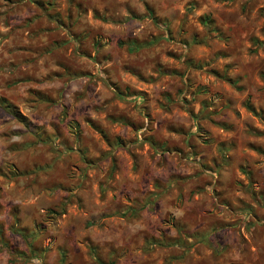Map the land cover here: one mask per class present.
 Instances as JSON below:
<instances>
[{
    "label": "clouds",
    "instance_id": "clouds-1",
    "mask_svg": "<svg viewBox=\"0 0 264 264\" xmlns=\"http://www.w3.org/2000/svg\"><path fill=\"white\" fill-rule=\"evenodd\" d=\"M262 9L0 0V264H264Z\"/></svg>",
    "mask_w": 264,
    "mask_h": 264
},
{
    "label": "rangeland",
    "instance_id": "rangeland-1",
    "mask_svg": "<svg viewBox=\"0 0 264 264\" xmlns=\"http://www.w3.org/2000/svg\"><path fill=\"white\" fill-rule=\"evenodd\" d=\"M261 11H262V13H264V9H262ZM223 15H224L225 19L220 22V26H221L222 30L225 27H227V15L228 14L227 13H224ZM260 34L261 35H264V28H261ZM228 38L231 39L232 37L229 36ZM251 39H252V43L253 44H258V45L261 44V41H260V39H259L258 36H253ZM261 46L264 47V45H261ZM256 54H258V53H256ZM260 67H261V69H264V62H262L260 64ZM215 71L217 72V75L220 76V78H222V79H228V76H227V71L228 70L227 69H225L224 72H220L219 70H215ZM245 78L246 77L243 74H241V76L239 77V79H245ZM262 78H264V73H262ZM200 91H206V89H198V92H200ZM251 147H253L255 150L259 151L261 154H264V146L251 145ZM250 179H257L256 174L253 173L250 176ZM105 264H112V262L111 261H106Z\"/></svg>",
    "mask_w": 264,
    "mask_h": 264
}]
</instances>
